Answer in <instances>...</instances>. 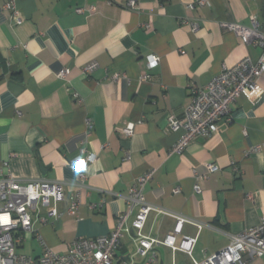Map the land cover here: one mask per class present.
Wrapping results in <instances>:
<instances>
[{"label":"crops","instance_id":"1","mask_svg":"<svg viewBox=\"0 0 264 264\" xmlns=\"http://www.w3.org/2000/svg\"><path fill=\"white\" fill-rule=\"evenodd\" d=\"M135 1L136 9L124 0H18V25L4 9L8 0H0V174L61 182L65 191L60 218L35 223L27 238L38 251L24 256L64 254L78 238L108 236L127 210L129 189L151 169L146 201L203 226L186 223L178 238L197 239V260L225 249L230 236L264 216V77L255 94L231 106L216 134L184 152L173 151L181 133L168 128L170 115L183 118L194 90L223 67L260 55L222 24L248 26L255 15L264 30V0H209L203 9L192 8L194 0ZM149 55L160 60L152 70ZM92 62L98 67L85 73ZM131 123L127 137L121 130ZM81 150L95 156L83 179L72 164ZM209 163L220 170L198 180ZM76 197L80 206L70 215ZM176 224L152 213L145 233L164 239ZM134 248L126 235L115 262ZM157 264L193 262L160 247ZM250 264H264V257Z\"/></svg>","mask_w":264,"mask_h":264},{"label":"built area","instance_id":"2","mask_svg":"<svg viewBox=\"0 0 264 264\" xmlns=\"http://www.w3.org/2000/svg\"><path fill=\"white\" fill-rule=\"evenodd\" d=\"M18 0H8L5 10L14 13L18 25L22 18L17 8ZM126 7L136 9L135 0H124ZM210 6L209 0H194L192 8L203 9ZM81 13L82 10H77ZM223 29L235 34L246 46L260 50V55L254 59L245 57L233 67H223L220 74L202 89L194 90L190 104L182 119L173 114L168 117V128L174 133H181L173 148L176 153L184 152L198 139H207L216 134L217 124L222 118L228 117L231 106L242 95H253L258 89V82L264 77V30L255 15H250L249 25L238 23H223ZM196 30V26L193 27ZM155 55L147 56L149 70L159 64ZM98 67L96 62L85 67V73H92ZM66 71L60 74L66 76ZM145 79L149 75L144 74ZM119 74L114 76L115 80ZM134 124H129L121 130L127 137L133 136ZM264 149V145L261 147ZM85 150L72 162L80 178L85 177L87 167L95 161V156H85ZM206 175H199L198 180L206 181L210 175L220 170L214 163L206 165ZM151 169L139 176L129 189L125 200L127 210L118 218L116 228L108 235L97 238H78L64 254L46 249L37 257L19 255L16 245L25 242L35 231V223H46L47 218L59 219L60 205L65 201L63 183L46 180H31L22 182L13 177H3L0 174V264H157L158 249L167 247L173 252H183L188 255L193 264H250L264 257V216L258 226L248 229L238 235L230 236L229 245L203 260L194 257L196 238L183 237V226L194 224L199 230L201 224L182 216H176L161 208L149 204L144 195V189L155 174ZM180 189H176L179 192ZM197 193L202 192L201 185L195 186ZM80 206V198L76 197L68 208L70 215H76ZM43 212L46 216H43ZM152 213L160 217H171L177 220L173 232L164 239L146 235L145 228ZM131 221V224H130ZM126 235H132L134 252L126 260L115 262L117 250ZM245 257L248 258L245 260Z\"/></svg>","mask_w":264,"mask_h":264},{"label":"rangeland","instance_id":"3","mask_svg":"<svg viewBox=\"0 0 264 264\" xmlns=\"http://www.w3.org/2000/svg\"><path fill=\"white\" fill-rule=\"evenodd\" d=\"M33 251H38V243L33 242L31 239L27 238L25 242L16 245V253L19 255H30Z\"/></svg>","mask_w":264,"mask_h":264}]
</instances>
